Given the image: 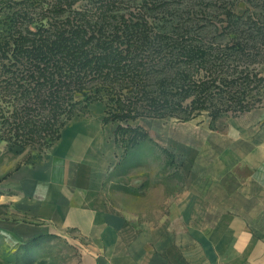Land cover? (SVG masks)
Wrapping results in <instances>:
<instances>
[{"label":"crops","instance_id":"crops-1","mask_svg":"<svg viewBox=\"0 0 264 264\" xmlns=\"http://www.w3.org/2000/svg\"><path fill=\"white\" fill-rule=\"evenodd\" d=\"M106 111L90 105L40 162L0 148V264H264V111L215 130L137 119L181 176L138 185ZM61 239L76 251L41 256Z\"/></svg>","mask_w":264,"mask_h":264},{"label":"trees","instance_id":"trees-1","mask_svg":"<svg viewBox=\"0 0 264 264\" xmlns=\"http://www.w3.org/2000/svg\"><path fill=\"white\" fill-rule=\"evenodd\" d=\"M14 1L0 2L1 10L20 7L4 10L9 28H0L1 102L10 97L43 117L13 109L17 137L42 133L52 121L42 111H65L76 93L104 102L105 123L187 121L221 91L217 74L231 69L228 59L253 48V16L236 12L239 0ZM3 117V126L13 125Z\"/></svg>","mask_w":264,"mask_h":264},{"label":"rangeland","instance_id":"rangeland-1","mask_svg":"<svg viewBox=\"0 0 264 264\" xmlns=\"http://www.w3.org/2000/svg\"><path fill=\"white\" fill-rule=\"evenodd\" d=\"M76 1V0H75ZM1 2V0H0ZM19 2L17 0L14 1ZM83 3L77 0L76 6ZM0 4V28H9L8 24L4 22L9 12H14L19 9V6L14 4L12 8H6L1 10ZM5 8V7H4ZM4 10L5 14H4ZM236 12L239 15H251L253 16L252 21V38L251 45L253 48H248L246 53L251 56L242 55L237 57V62H233L232 58H229L231 69L224 72L218 73L216 85L221 88V91L213 94L210 101H207L206 105L208 109H203L201 112L196 111L194 118L186 120L167 117L164 119L141 117L138 119L151 120L164 126L173 125L176 128H181L187 125L191 121L207 122L209 127L213 130L216 129L217 123L229 122L235 119H242L246 116H250L253 113L264 111V0H239V4L236 8ZM11 19V18H10ZM9 19V20H10ZM8 22V21H7ZM234 58V57H233ZM226 65V64H225ZM228 65H226L227 67ZM226 71V73H225ZM192 75L196 76V72L192 71ZM200 77L212 76L210 71H199ZM192 77V76H191ZM83 92V91H81ZM73 95L75 93H72ZM75 98L71 102H67L72 106L66 107L65 111L51 112L43 110V114L51 117L50 125L45 128L42 133L36 135H23L17 137L14 129V123L12 118L13 109L18 108V112L21 115L19 117L26 118L30 117V120H42L43 117L38 116L34 109L27 112L21 107L15 99L8 97L4 104L1 102V91H0V148L3 149L4 154L11 157V160H16L15 154L18 156V163L20 164H32L35 162L42 161L48 154L51 147L58 141L61 129L75 121L87 117L90 114V105L95 103H102L99 101L89 102L86 97L80 93H76ZM191 99L184 104V106L190 105ZM104 104V102H103ZM209 104V105H208ZM198 106V104L196 105ZM108 110V109H107ZM48 111V112H47ZM215 112H221L220 115ZM10 119V124L3 126L4 117ZM107 111L105 118H108ZM55 121L53 122V120ZM136 120H130L128 122H112L116 126L115 139L125 150V154L129 155V159L135 160L129 167L128 174L130 175L129 182L132 181L134 185H138L140 182L139 178L147 174L150 180H157L160 176L164 178V182L167 184L181 183L180 176V164L176 161V155L172 149L163 148L162 150L157 149L150 141V133L147 131L139 132L138 126H134ZM53 124V125H52ZM122 125L126 131L118 129V126ZM131 126L132 128L128 131L126 127ZM25 134L27 131H22ZM146 132V133H145ZM5 156V158H8ZM9 157V158H10ZM137 160V161H136ZM134 164H138L137 166ZM142 166H141V165ZM131 183V182H130ZM48 248H44V252L41 256H45L50 253L53 259L58 256L60 259H65L69 255L76 251V247L66 240H55L54 243Z\"/></svg>","mask_w":264,"mask_h":264}]
</instances>
